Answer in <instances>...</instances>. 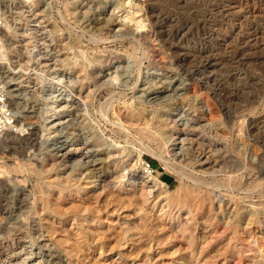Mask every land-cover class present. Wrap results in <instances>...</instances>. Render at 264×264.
<instances>
[{
    "label": "rangeland",
    "instance_id": "obj_1",
    "mask_svg": "<svg viewBox=\"0 0 264 264\" xmlns=\"http://www.w3.org/2000/svg\"><path fill=\"white\" fill-rule=\"evenodd\" d=\"M0 67V264H264V0L0 1Z\"/></svg>",
    "mask_w": 264,
    "mask_h": 264
},
{
    "label": "built area",
    "instance_id": "obj_2",
    "mask_svg": "<svg viewBox=\"0 0 264 264\" xmlns=\"http://www.w3.org/2000/svg\"><path fill=\"white\" fill-rule=\"evenodd\" d=\"M8 94V89L4 81V71L0 67V138L6 132L12 133L16 131V117L9 105ZM143 172L146 175H151L152 169L149 163H144Z\"/></svg>",
    "mask_w": 264,
    "mask_h": 264
},
{
    "label": "bare ground",
    "instance_id": "obj_3",
    "mask_svg": "<svg viewBox=\"0 0 264 264\" xmlns=\"http://www.w3.org/2000/svg\"><path fill=\"white\" fill-rule=\"evenodd\" d=\"M5 2L6 1H11V0H4ZM1 2H3V1H1ZM125 17V16H124ZM130 19H132V20H134L133 18H131L130 17ZM135 22V24H136V26H137V28H139V27H141L142 26V24H141V22H142V19H139V20H137V21H134ZM100 24V23H99ZM135 26V25H134ZM120 29V28H119ZM128 29V28H127ZM122 31V30H121ZM118 32H119V30H118ZM127 32H132L131 30H128ZM136 33V32H135ZM126 35V34H125ZM72 155V152H71V150H64L63 151V153L61 154V156H71ZM87 160V159H86ZM134 176V175H133ZM148 176H146V177H144V178H142L141 179V181H143L144 183H147V185L148 184H152V186H156L157 184H156V180H158V179H155L153 182L151 181L152 179H145V178H147ZM161 185V184H160ZM150 186V185H149ZM146 187V186H145ZM150 189H151V187H150ZM149 191V190H148ZM123 245V244H122ZM12 249V248H11ZM9 254V253H8ZM6 256V255H5ZM1 260V259H0ZM1 261H3V260H1ZM8 262H9V260H7ZM23 263V262H22ZM176 263H178V264H184L185 263V261L183 260H180V261H177ZM9 264H11L10 262H9Z\"/></svg>",
    "mask_w": 264,
    "mask_h": 264
}]
</instances>
